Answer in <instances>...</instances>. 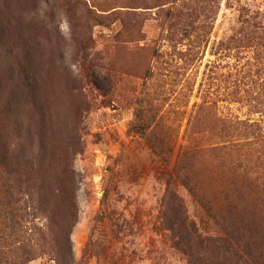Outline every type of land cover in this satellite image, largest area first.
<instances>
[{
    "label": "rangeland",
    "instance_id": "rangeland-1",
    "mask_svg": "<svg viewBox=\"0 0 264 264\" xmlns=\"http://www.w3.org/2000/svg\"><path fill=\"white\" fill-rule=\"evenodd\" d=\"M0 16L9 21L0 35V70L29 83L50 116L46 125L56 126L58 145L71 147L76 174L78 221L64 261L42 242L47 216L25 194L14 196L28 199L15 207L27 208L36 244L24 264H187L163 224L165 189L171 185L185 198L204 234L218 232L175 175L195 106L205 102L224 120L260 124L262 136L247 148L260 155L256 165L264 164V115L248 101L249 92L261 91L264 65L256 47L235 48L230 40L241 36L246 19L245 32L264 24V0H0ZM155 88L176 143L169 164L148 148L137 125V109ZM5 99L2 89L0 110ZM218 138L210 134L203 143ZM254 163L249 158L247 166ZM46 207L49 216L54 208ZM46 233L54 246L56 234Z\"/></svg>",
    "mask_w": 264,
    "mask_h": 264
},
{
    "label": "trees",
    "instance_id": "trees-1",
    "mask_svg": "<svg viewBox=\"0 0 264 264\" xmlns=\"http://www.w3.org/2000/svg\"><path fill=\"white\" fill-rule=\"evenodd\" d=\"M87 10L93 14L91 8ZM7 23V16H0V35L7 31ZM243 26L246 27L241 36L230 40L235 48L247 44L256 47V58L264 65V24L255 23L251 31L245 32L251 27L246 19ZM149 76L155 77L151 68ZM0 80V92H6L5 107L0 110V137L7 136V141L0 143V169L9 175H0V264H24L29 261L26 251L36 246L29 237L32 226L25 221L27 208L15 207L28 199L32 208L47 216L48 224L40 231L43 244L49 245L53 256L62 260L67 250L73 251L70 236L78 221L71 147L58 145L56 126L53 122L46 125L50 116L29 83L14 75L9 78V73L1 70ZM259 85L261 91L249 92L253 100L248 101L255 102V110L264 115V79ZM195 107L185 131L189 143L180 149L175 175L204 213L216 222L218 232L204 234L191 217L185 198L171 185L163 194L164 227L187 264H264V164L256 165L260 155H255L256 149L247 148L249 141L262 136V127L248 120H224L205 102ZM162 110L155 88L149 92V102L137 109L136 118L148 148L169 164L176 143L168 131L169 112ZM11 116L16 122L7 127L5 120ZM210 134L219 138L204 144ZM232 134L237 136L232 138ZM249 158L255 160L252 167L247 166ZM54 183L60 187L54 189ZM19 193L28 199H15ZM38 193L41 201L35 198ZM46 202L54 208L49 216ZM46 230L56 234L54 246L48 244L47 236L43 237Z\"/></svg>",
    "mask_w": 264,
    "mask_h": 264
}]
</instances>
